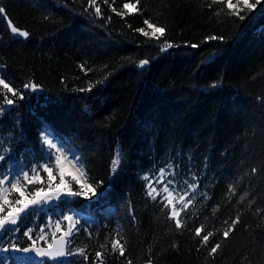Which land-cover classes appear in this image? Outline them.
I'll list each match as a JSON object with an SVG mask.
<instances>
[{"label": "trees", "instance_id": "16d2710c", "mask_svg": "<svg viewBox=\"0 0 264 264\" xmlns=\"http://www.w3.org/2000/svg\"><path fill=\"white\" fill-rule=\"evenodd\" d=\"M125 2L137 10L124 9ZM97 4L101 17L88 0H0V78L25 91L21 100L0 86L3 163L40 156L46 123L82 158L90 182L108 188L98 201L43 207L14 236L6 234L0 248L29 246L24 231L38 233L71 209L82 227L68 249H83L88 260L70 255L60 264H100L97 251L102 264H264V0L251 10L240 3L244 20L220 0ZM146 19L164 27V36L138 32L148 31ZM7 21L28 37L16 38ZM165 42L173 46L162 51ZM144 59L149 63L139 67ZM25 83L40 90H24ZM5 95L15 103L6 105ZM118 151L122 162L109 185ZM168 166L198 183L180 229L143 179ZM82 217L91 220L89 228ZM237 217L225 239L223 231ZM200 226L201 237L213 232L207 244L195 235ZM114 238L123 256L113 252Z\"/></svg>", "mask_w": 264, "mask_h": 264}, {"label": "snow or ice", "instance_id": "6c2138e0", "mask_svg": "<svg viewBox=\"0 0 264 264\" xmlns=\"http://www.w3.org/2000/svg\"><path fill=\"white\" fill-rule=\"evenodd\" d=\"M105 3L108 0H104ZM216 0H213L215 3ZM221 3L225 4L226 8L230 10L231 14L239 16L240 20H244L245 16L239 15L241 9L239 4L241 0H237V3H233V0H220ZM244 7L249 10L254 9L256 4L260 3V0H256V4L249 3V0H242ZM89 8L95 9V15L101 17V8L97 4V0H88ZM112 7L111 5H109ZM123 8L127 9L129 12L137 10V4L125 2ZM86 11V10H85ZM112 11L117 15L123 16V13L117 12L115 7H112ZM4 10L0 8V13ZM147 28L151 31H145L144 28L137 29L145 37H151L159 40L165 34V28L157 26L150 23L147 19L144 21ZM11 32L20 37L27 38L29 33L27 31H21L16 26L10 24ZM223 39L222 37L209 36L206 40H216ZM173 45L169 42H165L161 50H166ZM193 48L198 47V45H191ZM149 63L148 59L140 60L139 67H143ZM0 86L4 89L5 93H11L13 97L24 99L25 91L17 90L11 86V82H6L5 78H0ZM24 90H29L33 93L40 90L39 86L35 83H25L23 85ZM85 89H81L84 91ZM87 90H91L90 88ZM4 102L6 105H13L15 103L14 99L8 98L7 95L4 97ZM3 110V105H0V111ZM41 140L42 147L47 145L46 156L47 159L44 160L43 165L33 164L29 168H25L21 163L9 164L7 170L4 168L3 162L7 159L5 150L4 153H0V241H2L6 234L14 236L16 232L20 231V225L25 219L37 215L38 211L45 206H50L53 202L67 203L68 201H74L76 198H82L88 201H92L95 198L97 201L101 198L106 197L108 188L104 185L103 181L100 182H90L87 172L85 171L82 163V158L78 155L71 153L69 149L65 148L60 140L53 134V129L46 123L41 128ZM56 151V155L53 156L52 150ZM67 153V154H66ZM71 156V158H69ZM43 158V157H42ZM22 161V158H21ZM122 162V153L118 151L116 156L111 162L109 185L114 181L115 176L119 171V166ZM47 174V183L44 186V181L42 180L39 172L41 170ZM166 169L161 168L160 175L156 179V183L162 184L163 187L157 194L163 195L162 203L166 201V206L170 208L168 213V218L175 221V226L177 229L182 227V222L180 219V213L182 209H186L195 198V193L198 188V183L187 184L189 191L184 192L178 197L174 202V190L176 188L175 184V174L172 173L173 179L165 180L164 174ZM255 172V169H253ZM56 175H58V182L56 181ZM145 180L148 179L147 176L144 177ZM39 183L40 187H35L32 190L28 189L29 185ZM10 185V187L5 185ZM75 186V187H74ZM148 195L155 200L156 196L153 195L157 192V189L148 184ZM171 189V190H170ZM11 193L18 194L17 198H10ZM187 198V199H186ZM204 199H208L204 196ZM177 204L180 207H177ZM70 211L73 214L65 215L63 211L61 212L62 220L58 219L55 223V232H52V242L47 243V234L44 229L41 228L40 233L33 238L32 228H28L23 232V235L31 241L27 247H18L15 242H10L9 246L2 247V251H21L24 253L35 252L39 256H47L55 260L56 258L65 257L67 255H81L84 260L87 261L88 257L84 254L83 249L76 250L75 253L68 249V243L70 238L75 232L81 230L80 220L75 218L74 210ZM66 222V227H62V224ZM239 222V217L232 220L228 227L223 231L222 235L226 239L229 234L234 230V225ZM87 231V229H84ZM203 227L195 228V235L201 237ZM56 233H60L57 237ZM213 232L209 231L207 234L201 237V243L207 244L210 237H212ZM38 241H44L47 243V247L37 246ZM103 247V245L101 246ZM219 244L211 247L209 255H213L217 252ZM111 248L113 252L119 251V254L123 256L125 254V249L120 239H112ZM97 260L102 264L103 254L100 251L96 252ZM130 264V262H129ZM149 264L151 261L149 260Z\"/></svg>", "mask_w": 264, "mask_h": 264}, {"label": "rangeland", "instance_id": "374dc122", "mask_svg": "<svg viewBox=\"0 0 264 264\" xmlns=\"http://www.w3.org/2000/svg\"><path fill=\"white\" fill-rule=\"evenodd\" d=\"M129 3H132V2H129ZM233 3H237V0H233ZM240 3H242V0H241ZM148 31L150 32L151 30L148 29ZM64 147L69 149L71 153L76 154L75 150L70 149L67 146H64ZM47 150H48L47 145H44L43 146V153L40 156H37V158L29 159V160L22 159V161L19 160L18 163L22 162V164H23V166L25 168H29L33 164L43 165L44 160L47 159V156H46ZM52 152H53V156H55L57 154L54 149L52 150ZM0 153H3V149L2 148H0ZM69 158H71V156ZM18 163L16 162V163H8V164L3 163V164H4L5 170H7V166L9 164H13L15 166ZM164 169H166L165 174H164V179L165 180L173 179L172 173L175 174V181H174L175 184H176V188L174 190V202H175V200L178 199V197L180 195H182L186 191H189V189L187 188V184L195 183V181H194V179H192L188 175H183V174L178 173L177 171H175L173 169L172 166L164 167ZM160 170H161V168L157 169L156 171L152 170L149 173H146L144 175V177L147 176L148 177L147 180H145L144 177H143V179L145 181V187H146L147 193H148V190H149L147 185L150 184V183L152 184V186L154 188L157 189V192H154L153 195L156 196V200L159 201V202L162 201L163 195H166V194H157L160 191V189L163 187L162 184L156 183V179L160 175ZM39 175L41 176L42 180L44 181V186H46L45 182H47V174L42 171V167H41V170L39 172ZM5 186L10 187V185H7V184ZM40 186L41 185L39 183H36V184H33V185H29L28 189L32 190L33 188L40 187ZM196 194H197V190H196V193H195V198L193 199V202L190 205H192L194 203V200L197 199L196 198ZM17 196H18V194H16V193H11L10 194V198H12V199L17 198ZM163 204L166 205V201H164ZM177 207L179 208L180 205L177 204ZM182 210H181V213L183 212ZM181 213H180V215H181ZM70 214H73V213H70ZM70 214H66V215H70ZM75 218H78V216L76 214H75ZM58 219L62 220V217L60 218V216H59L58 218H56V220H53L52 218H50L48 220L47 224L42 227L44 229V232L47 234V243H51L52 242V235L51 234H52V232H55V223H56V221ZM82 219L84 220L83 223L85 224V226L89 228L90 224H92L91 220H89L86 217H82ZM62 227H66V222H64L62 224ZM39 233H40V231L38 233L37 232L33 233V238H35L36 235H38ZM75 233H77V232H75ZM56 235L58 236V235H60V233H56ZM2 243H4V242H2ZM30 243H31V241H30ZM47 243L44 242V241H38L37 242V246L47 247ZM3 254H4L3 251L0 250V264H43V263H41L39 261L30 260L29 258L25 257L24 254L23 255H19V254L15 253L14 251H12L11 254L8 255L9 256L8 259H5V257H3Z\"/></svg>", "mask_w": 264, "mask_h": 264}, {"label": "water", "instance_id": "95a60500", "mask_svg": "<svg viewBox=\"0 0 264 264\" xmlns=\"http://www.w3.org/2000/svg\"><path fill=\"white\" fill-rule=\"evenodd\" d=\"M8 22V26L10 28V24L13 26V24L10 22V21H7ZM11 31V29H10ZM12 33V32H11ZM13 34V33H12ZM16 38L18 39H24L25 37H20L18 35H15L13 34ZM59 236V235H58ZM57 236V237H58ZM39 247H42V246H39ZM43 248H46V247H43ZM23 254L27 257V258H30L32 260H35V261H39V262H47V263H50V264H60L64 261H66L70 255H67L65 257H60V258H56L55 260H53L52 258L50 257H47V256H39L37 255L35 252H29V253H24Z\"/></svg>", "mask_w": 264, "mask_h": 264}]
</instances>
